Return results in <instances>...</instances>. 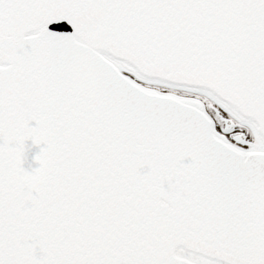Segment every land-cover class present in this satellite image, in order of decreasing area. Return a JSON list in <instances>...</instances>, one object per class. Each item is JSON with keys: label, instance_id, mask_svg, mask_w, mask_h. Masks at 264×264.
Here are the masks:
<instances>
[{"label": "snow or ice", "instance_id": "1", "mask_svg": "<svg viewBox=\"0 0 264 264\" xmlns=\"http://www.w3.org/2000/svg\"><path fill=\"white\" fill-rule=\"evenodd\" d=\"M0 264H264V0H0Z\"/></svg>", "mask_w": 264, "mask_h": 264}]
</instances>
